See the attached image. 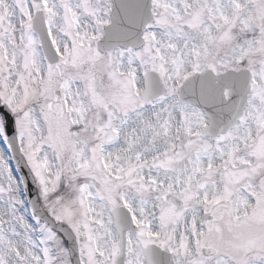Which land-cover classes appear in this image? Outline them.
<instances>
[{"label": "snow or ice", "instance_id": "obj_1", "mask_svg": "<svg viewBox=\"0 0 264 264\" xmlns=\"http://www.w3.org/2000/svg\"><path fill=\"white\" fill-rule=\"evenodd\" d=\"M0 264H264V0H0Z\"/></svg>", "mask_w": 264, "mask_h": 264}]
</instances>
